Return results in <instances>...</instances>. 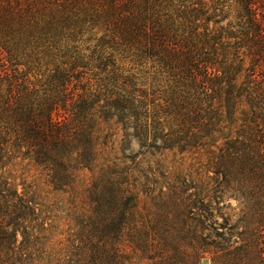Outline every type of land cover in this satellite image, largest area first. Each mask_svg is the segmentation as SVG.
Segmentation results:
<instances>
[{"label":"trees","instance_id":"trees-1","mask_svg":"<svg viewBox=\"0 0 264 264\" xmlns=\"http://www.w3.org/2000/svg\"><path fill=\"white\" fill-rule=\"evenodd\" d=\"M162 150L212 175L148 205L134 164ZM13 157L68 197L0 177V264H264V0H0Z\"/></svg>","mask_w":264,"mask_h":264},{"label":"rangeland","instance_id":"rangeland-1","mask_svg":"<svg viewBox=\"0 0 264 264\" xmlns=\"http://www.w3.org/2000/svg\"><path fill=\"white\" fill-rule=\"evenodd\" d=\"M120 139L119 128L114 125L110 127L105 125L102 130V141H105L103 144L105 151L110 152L109 157L121 155L119 152ZM133 149L138 150V145L133 144ZM3 165L4 162H1L0 177L8 179L19 191H30V189L41 187L43 189L41 194H46L48 198L56 202L60 200V197H68V194L53 190L46 183L45 175L41 174V170L28 159L13 157L5 167ZM134 166L135 174L143 184L141 187L144 189V192H141L142 199L148 205L168 197H188V194L194 189L181 194L177 187L183 186L182 184L186 181L190 184L193 180H204L212 175L208 171L209 165L204 159L177 151H154V154L147 152L136 158ZM78 174L82 181H88L91 177L88 170L80 171ZM58 213L63 214L62 211ZM142 264H147V262Z\"/></svg>","mask_w":264,"mask_h":264},{"label":"water","instance_id":"water-1","mask_svg":"<svg viewBox=\"0 0 264 264\" xmlns=\"http://www.w3.org/2000/svg\"><path fill=\"white\" fill-rule=\"evenodd\" d=\"M202 264H210V259L205 258V259L202 261Z\"/></svg>","mask_w":264,"mask_h":264}]
</instances>
